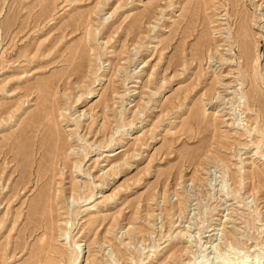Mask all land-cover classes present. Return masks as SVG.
Instances as JSON below:
<instances>
[{
	"label": "rangeland",
	"instance_id": "374dc122",
	"mask_svg": "<svg viewBox=\"0 0 264 264\" xmlns=\"http://www.w3.org/2000/svg\"><path fill=\"white\" fill-rule=\"evenodd\" d=\"M46 112L69 165L38 261L40 155L11 146ZM46 258L264 264V0H0V264Z\"/></svg>",
	"mask_w": 264,
	"mask_h": 264
},
{
	"label": "bare ground",
	"instance_id": "6f19581e",
	"mask_svg": "<svg viewBox=\"0 0 264 264\" xmlns=\"http://www.w3.org/2000/svg\"><path fill=\"white\" fill-rule=\"evenodd\" d=\"M262 16V15H261ZM47 106V104H45ZM46 108V107H45ZM43 112V111H42ZM41 121H32L33 123L30 124L29 121L26 122L25 120V127H23V130H22V133H19V137L21 138V140H17V138L14 137V135L16 133H10L13 135L14 139L13 142H12V146H11V150H13V148L16 146L18 147L20 145V143L22 141L25 142V146H26V150L23 151L22 150V153L21 152H14V156L11 157V159L14 160V157L15 159L20 160L22 159V156L25 157L31 164L35 163L34 162V159H36L34 157V155L38 154L40 155V161H38V170L36 171L37 173V180L35 181L37 186L39 187L38 188V193L35 195V199L33 200L31 204V208H30V211H29V218L27 219V224L26 226L22 229V233L23 235H26L28 234L29 236H34L35 233H37L39 230H44L46 232V235H47V238L46 240L43 241V244L40 248V250L38 252L35 253V256L38 258V261H41V257L42 254H45V250L48 249V247H50L51 245V240H52V236H54V233L52 232V229H53V222L51 220V216L52 214L54 213V204L53 202H51L50 200V197H51V192L50 190L48 189L49 185H51V177H54L55 176V173L56 172V168L59 167V164L57 167L54 166V162L58 163L59 161L63 160L64 161V157L65 155H63L64 153V148L67 146V145H64V143L66 142H63V138L61 133L62 131L58 128L59 125L56 123V119H55V113L53 112H46V113H42L41 115ZM34 119V117H32V120ZM52 120V121H50ZM37 124V125H35ZM22 127V126H21ZM37 128V130H35ZM22 129V128H21ZM61 131V132H60ZM15 132V131H14ZM20 132V130H19ZM11 136V135H10ZM11 140V139H10ZM9 140V142H10ZM29 140H31V142L29 143ZM67 143V142H66ZM6 144V143H5ZM4 144V145H5ZM11 145V144H10ZM9 146V145H8ZM21 146V145H20ZM24 146V145H23ZM6 147H7V144H6ZM68 147H71L70 146V143H69V146ZM3 148V147H2ZM10 148V147H9ZM7 149V148H5ZM67 149V148H66ZM10 150V149H9ZM18 150V149H17ZM21 150V149H20ZM68 150V149H67ZM13 152V151H12ZM8 153V151H7ZM67 153V152H66ZM74 153V152H73ZM2 154V153H1ZM12 154V153H11ZM4 155V154H3ZM6 155V154H5ZM29 155L31 156V159L29 158ZM72 155L71 154H68V157ZM8 157V156H7ZM66 157V156H65ZM70 158V157H69ZM66 159V158H65ZM12 160V162H14ZM26 161V160H25ZM68 161V160H67ZM23 162V161H22ZM28 163V166L29 164ZM69 163V162H68ZM18 164H20L18 162ZM62 164L64 166H67V163L66 161L62 162ZM56 165V164H55ZM18 166V165H17ZM22 166L23 163H22ZM27 166V164H26ZM25 166V167H26ZM27 166V167H28ZM25 167L23 169H25ZM66 167V168H67ZM18 168V167H17ZM22 169V170H23ZM21 170V171H22ZM15 171V170H14ZM20 171V170H19ZM32 172V171H31ZM30 172V173H31ZM49 172H51V174H49ZM57 172H60L59 171V168H58V171ZM23 173V172H22ZM26 173V172H25ZM25 173H23L21 176H22V179L18 182V185L17 186V192L18 188H25L27 189L28 188V184L30 182V180L27 178L29 175V173H27V177L25 176ZM33 174V173H32ZM31 175V174H30ZM59 175V174H58ZM56 175V176H58ZM33 176V175H32ZM30 178V177H29ZM57 178V177H56ZM20 179V178H19ZM55 179V178H54ZM58 179V178H57ZM53 181V179H52ZM56 183V180L54 181ZM17 184V183H16ZM35 184V185H36ZM30 186V185H29ZM36 186V187H37ZM58 186V185H57ZM58 188V187H57ZM58 190V189H57ZM60 190V189H59ZM58 190V191H59ZM16 191V189H15ZM14 191V192H15ZM52 191V190H51ZM54 191V189H53ZM20 192V191H19ZM63 192V190H62ZM56 193V192H55ZM61 193V192H60ZM60 193L58 196H60ZM18 194V193H17ZM57 194V193H56ZM54 195V194H53ZM48 196H50L48 198ZM57 196V197H58ZM56 197V196H55ZM56 197V198H57ZM61 198V197H60ZM59 198V199H60ZM58 200V199H57ZM56 201V200H55ZM59 201V200H58ZM56 203V202H55ZM58 204V203H57ZM56 206V205H55ZM57 208V207H56ZM16 222V221H15ZM55 224V223H54ZM32 226V227H29V226ZM67 225H68V222H67ZM72 225V224H71ZM73 226V225H72ZM58 227V225L56 226V228ZM66 229H68V227L65 225ZM60 228V227H59ZM57 228V229H59ZM65 229V228H63ZM27 230L29 232H27ZM38 234V233H37ZM22 235V236H23ZM21 236V237H22ZM45 236V235H44ZM24 237H27V236H23ZM55 238V237H54ZM26 239V238H25ZM56 239V238H55ZM24 241V240H22ZM54 241V240H52ZM26 242V240H25ZM42 242V241H41ZM18 243V245L16 246V248H19L20 246V242H16ZM40 244V243H38ZM55 244V242L53 243ZM24 245V244H23ZM26 245V244H25ZM79 248L81 247V245H78ZM53 246H51L52 248ZM23 248V247H22ZM21 249V247H20ZM53 249V248H52ZM56 249V248H55ZM19 250V249H18ZM24 250V249H23ZM22 250V251H23ZM35 250V249H34ZM57 250V249H56ZM62 250V249H60ZM20 251V250H19ZM49 252V251H48ZM51 252V251H50ZM67 252V251H66ZM4 253V252H3ZM63 253H64V250H63ZM68 253V252H67ZM70 253V252H69ZM6 254V253H5ZM47 254V252H46ZM45 254V255H46ZM51 254V253H50ZM73 252L68 256L70 259H73ZM55 255V254H54ZM57 255V254H56ZM62 256V254H60ZM64 255V254H63ZM63 257V256H62ZM49 258H50V255H49ZM80 258V255L78 256V259ZM34 259V258H33ZM32 259V260H33ZM48 260V258H46ZM54 259V258H53ZM59 259L58 262L60 263L61 262V258H57ZM63 259V258H62ZM65 259V258H64ZM68 259V258H67ZM4 260V259H3ZM2 260V261H3ZM37 260V259H36ZM45 260V259H44ZM56 260V259H55ZM54 260V261H55ZM76 260V259H75ZM5 261V260H4ZM72 261V260H71ZM30 262V261H29ZM32 262V261H31ZM36 262V261H35ZM49 260L47 261L46 264H48ZM52 259H51V263H52ZM63 262V260H62ZM74 262V261H73ZM45 263V262H44ZM1 264H4V263H1ZM6 264V263H5ZM58 264V263H56ZM75 264V263H74Z\"/></svg>",
	"mask_w": 264,
	"mask_h": 264
}]
</instances>
